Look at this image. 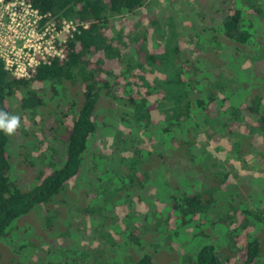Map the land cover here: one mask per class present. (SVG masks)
<instances>
[{"label": "rangeland", "instance_id": "obj_1", "mask_svg": "<svg viewBox=\"0 0 264 264\" xmlns=\"http://www.w3.org/2000/svg\"><path fill=\"white\" fill-rule=\"evenodd\" d=\"M222 1L147 0L136 15L115 19L112 31L121 32V38L128 45L130 33H141L156 22L157 25L153 26L155 32L151 37L148 35L147 50L160 54L164 43L172 36L167 33L172 25L175 37L171 42L178 38L181 47L188 42L191 50L199 42L197 34L202 35V23L219 21ZM64 21L63 27L69 33L63 35V39L75 27L73 21ZM256 23L254 47L249 46L252 61L240 54L243 62L239 67L227 68L229 62H225L228 70L225 72L233 78V94L238 89L239 96L243 95L236 101L226 98L220 107L221 112L230 105L240 104L239 100L250 97L254 89L260 91L257 92L264 106V18ZM52 28L49 25L50 34H54ZM156 31H160L159 35ZM106 33L108 37L112 35L110 30ZM163 34L166 40L158 38ZM204 35L203 41H206ZM119 49L128 53V48L119 46ZM231 50L224 51L226 58ZM208 53L214 54L216 63L222 62L221 51L203 52L198 48L193 57L207 59ZM99 57L102 55L98 54L92 61ZM111 62L107 61V65L117 72L119 62ZM149 73L138 71L136 75L143 74L149 83L163 77L156 71ZM137 76L133 78L137 83L134 89L140 95L145 87ZM33 87L46 105L39 108L31 119L19 112V93L9 102L10 115L21 117L20 127L9 136L7 144L9 175L22 192L38 185L40 173L60 168L66 154L67 133L60 128V112L66 111L68 105L61 102L62 108L55 110L60 99L57 95L65 92L59 89V93L53 95L51 87L46 84L35 83ZM160 99L161 96H153L150 101L158 103ZM246 106L244 101L239 106L245 114L243 117L247 116ZM125 110L122 105L101 98L94 111L95 133L83 155L79 176L70 180L50 203L36 206L11 225L6 238L0 239V264H134L145 254L154 256V253H157L155 260L159 264H180L191 251L207 243H218L221 227L196 229L199 234L188 240L186 249L181 247L183 242L178 237L176 242L168 240V231L176 226L172 218L166 231L158 233L154 228L155 218L160 212L158 223H166L162 211L178 189L187 192L196 185L190 191L202 193L207 200L213 199L217 215H227L232 209L252 210L254 198L264 197V131L249 132V127L257 125L256 119L245 117L243 124H236L234 133L164 134L157 133L152 126L148 129L139 126ZM159 114L157 110L153 117L161 118ZM219 118L226 119L224 115ZM180 137H184L185 149L181 148ZM176 148L189 152L181 158L186 161L184 164L179 160ZM223 172L229 173V178L221 179ZM216 180L221 182V191L217 195L210 190V182ZM198 183L208 186L197 189ZM239 214H236L231 229L242 220ZM147 215L150 220L146 219ZM214 218L211 221L214 222ZM229 264H237L236 259L232 258Z\"/></svg>", "mask_w": 264, "mask_h": 264}, {"label": "trees", "instance_id": "obj_2", "mask_svg": "<svg viewBox=\"0 0 264 264\" xmlns=\"http://www.w3.org/2000/svg\"><path fill=\"white\" fill-rule=\"evenodd\" d=\"M25 1L40 16H52L57 21L71 20L76 29L62 44L63 58H51L39 65L30 78L15 77L0 57V111L10 115V99L19 93V112L31 119L39 108L46 105L44 98L34 89L35 83L49 85L53 95L63 89L65 94L57 95L61 100H57L58 106L55 110L62 108L61 102L68 105L66 111L60 112V128L67 133L66 154L60 168L40 173L37 177L38 185L28 192H22L9 175V136L0 132V239L6 238L11 225L17 219L30 213L36 206L50 203L70 180L79 176L83 155L95 133L94 111L101 98L122 105L126 114H131L139 126L144 129L152 126L157 129V133H234L236 124H243L245 117L256 119L254 121L257 125L249 127V132L264 131V106L257 89L251 92L250 97L242 99L247 105V116L243 117V109L239 108L243 103L241 100L240 104L230 105L225 111H220L226 98L236 101L237 97L241 99L243 95L239 96L238 89L233 94V78L228 77L230 73L225 72V62H229L227 68L231 69V66H240L243 62L242 55L252 61V50L249 46L254 47L253 41L257 37L256 21L264 18L263 0H223L219 21L202 23L201 33L205 34L206 41H203L202 35L197 34L199 42L191 50L188 42L182 47L178 38L171 42L175 35L173 36L172 25L170 27L169 24L167 33L172 36L164 43L160 54L147 50L148 35L151 37L155 32L156 28L153 26L156 22H152L141 33H130L128 45L121 38V32L112 31V22L115 19L124 15H136L146 5L147 0ZM107 30L112 33L109 37ZM159 32L156 31V34L159 35ZM158 38L166 40L165 34ZM118 45L123 49L128 48V53L124 54ZM198 48L203 52L221 51L222 62L216 63V57L211 53H208L207 59L194 58L193 54ZM227 49H232V53L226 58L224 51H228ZM98 54L102 57L92 61ZM107 61L119 62L120 69L115 72L107 65ZM138 71L143 74H153L156 71L163 77L155 78L149 83L143 74L139 77L136 75ZM136 76L145 87L140 95L134 89L137 83L133 78ZM242 86L240 88L243 89ZM153 96H161L158 103L150 101ZM157 110L161 118L153 117ZM220 115H224L226 119H220ZM231 127L233 128L230 129ZM183 138L178 140L181 148L185 149ZM183 149L176 148L179 160L185 153H189ZM181 161L182 164L186 162ZM220 177L229 178V173L223 172ZM210 185L213 193H220V181L210 182ZM193 186L195 188L196 185ZM203 186L207 187L208 184L198 183L197 189H202ZM190 188L187 192L177 190L162 211L165 213L166 223H158L159 212L154 222L155 230L163 234L172 218L176 226L174 230L172 228L168 231V240L173 242L178 237L183 242L181 247L185 249V244L199 234L196 229L200 230L201 227L205 229L220 226L224 235L220 232L218 243H207L191 251L180 264H229L232 258L236 259L237 264H264V197L254 198L255 207L252 210L232 209L227 215H217L215 201L205 199L202 193L191 192ZM211 204L213 208H209ZM236 214L242 220L236 228L231 229ZM212 218L216 220L213 222ZM220 245L223 247L220 248ZM155 255L157 253L154 256L145 254L134 264H159Z\"/></svg>", "mask_w": 264, "mask_h": 264}, {"label": "built area", "instance_id": "obj_3", "mask_svg": "<svg viewBox=\"0 0 264 264\" xmlns=\"http://www.w3.org/2000/svg\"><path fill=\"white\" fill-rule=\"evenodd\" d=\"M65 22L40 16L25 0H0V57L6 68L17 78H30L39 65L51 58L62 59L66 38L61 37L69 33ZM49 25L54 34L49 33Z\"/></svg>", "mask_w": 264, "mask_h": 264}, {"label": "clouds", "instance_id": "obj_4", "mask_svg": "<svg viewBox=\"0 0 264 264\" xmlns=\"http://www.w3.org/2000/svg\"><path fill=\"white\" fill-rule=\"evenodd\" d=\"M20 127V118L17 115H9L0 111V132L12 136Z\"/></svg>", "mask_w": 264, "mask_h": 264}]
</instances>
